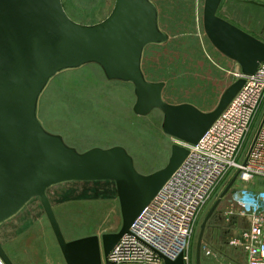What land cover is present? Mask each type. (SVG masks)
<instances>
[{
	"label": "water",
	"instance_id": "obj_1",
	"mask_svg": "<svg viewBox=\"0 0 264 264\" xmlns=\"http://www.w3.org/2000/svg\"><path fill=\"white\" fill-rule=\"evenodd\" d=\"M224 0H205L203 27L214 48L237 63L243 75H253L264 63V28L256 37L220 15ZM264 7L253 0L244 1ZM171 37L160 25L153 0H115L103 21L85 25L66 12L63 0H0V230L9 226L34 202L46 216L66 264H102L141 213L152 203L189 155L175 144L168 164L142 174L134 157L122 146L79 152L63 136L50 132L40 116L42 98L60 75L98 66L110 82L131 85L133 112L163 114L165 135L197 145L246 83H232L217 106L203 111L191 103L165 100L166 83L147 78L144 58L148 47L165 46ZM264 121V119H263ZM259 130L257 132V135ZM256 135V137H257ZM232 179L200 226L195 264H201L205 233L227 197ZM110 183L119 201V232L68 241L56 216L50 191L58 186ZM165 264H185L184 254ZM0 258L15 264L0 239Z\"/></svg>",
	"mask_w": 264,
	"mask_h": 264
},
{
	"label": "rangeland",
	"instance_id": "obj_2",
	"mask_svg": "<svg viewBox=\"0 0 264 264\" xmlns=\"http://www.w3.org/2000/svg\"><path fill=\"white\" fill-rule=\"evenodd\" d=\"M153 1L160 11V25L171 39L165 46L147 48L144 58L147 78L166 83L164 98L167 102H193L201 110L211 111L223 92L238 80L239 66L218 52L206 36L203 27L205 0ZM244 1L224 0L220 15L246 32L262 37L264 8ZM253 1L264 4V0ZM63 4L74 21L93 25L108 17L115 0H63ZM135 103L133 86L110 82L100 67L91 65L58 76L42 98L40 116L50 132L63 136L66 143L79 152L96 147H124L134 157L137 169L147 175L168 164L172 146L179 142L164 134L162 112L155 110L148 116H138L133 112ZM263 118L264 105L253 132L258 130ZM245 179L239 180L240 187L246 184ZM248 179L254 191L264 189V182L255 177ZM110 185L113 190L109 193H104L100 185L80 187L77 184L58 186L50 191L56 216L68 241L119 232L121 210L114 186ZM244 198L252 197L247 194ZM34 208L40 209L38 201L11 222L7 231L16 239L7 249L14 253L17 264H65L46 216L40 214L37 222L24 229L37 219L30 216L25 220ZM229 211L230 201L225 199L218 208L217 217L208 224L201 264L246 263L243 248L233 242L249 228V220L237 212L235 217L241 228H233L234 217L228 216ZM205 217L206 213L191 241L193 264Z\"/></svg>",
	"mask_w": 264,
	"mask_h": 264
},
{
	"label": "built area",
	"instance_id": "obj_3",
	"mask_svg": "<svg viewBox=\"0 0 264 264\" xmlns=\"http://www.w3.org/2000/svg\"><path fill=\"white\" fill-rule=\"evenodd\" d=\"M236 76L246 80L243 88L197 145L179 143L189 150L186 160L102 264H165L159 254L171 261L184 254L185 264H193L191 241L200 219L238 173L225 198L228 216L239 212L249 228L233 243L243 248L245 264H264V189L248 185L251 177L264 182V121L258 135L253 132L264 105V63L253 75L237 69Z\"/></svg>",
	"mask_w": 264,
	"mask_h": 264
},
{
	"label": "crops",
	"instance_id": "obj_4",
	"mask_svg": "<svg viewBox=\"0 0 264 264\" xmlns=\"http://www.w3.org/2000/svg\"><path fill=\"white\" fill-rule=\"evenodd\" d=\"M187 103H191V104H193V105H195V106H197L198 108H200L198 105H196L195 103H193V102H187ZM213 110V109H212ZM220 197V196H219ZM219 197H217L212 203H211V205L208 207V209L206 210V215H207V213H208V211H209V209H211V206H212V204L213 203H215L218 199H219ZM223 201H225V200H223ZM39 208H40V205H39ZM41 209V208H40ZM40 209L38 210V208H34L31 212H29V213H27V215L25 216V220L26 221H28L29 220V218H30V216H34V218H37V219H33L32 220V223H29L24 229L25 230H27L28 228H30L35 222H37L39 219H40V214L41 213H39V211H40ZM39 213V214H38ZM26 214V213H25ZM205 215V214H204ZM39 216V217H38ZM238 219L236 218V217H234V223H235V227H233V228H241L240 227V225L238 224V221H237ZM237 221V222H236ZM233 223V224H234ZM236 223H237V225H236ZM231 227H232V225H230ZM242 226V225H241ZM9 227H10V225L9 226H6L5 228H4V232H2V233H0V239L2 240V242L4 243V246H5V249H6V251H7V253H8V255L10 256V258L13 260V262L15 263V264H17L16 262H15V256L13 255L14 253L10 250H8L7 249V245L10 243V242H12V241H14L15 239H16V237H15V235H13V234H11V233H9L8 231H7V229H9ZM243 228V227H242ZM248 229V228H247ZM237 230V229H236ZM235 230V231H236ZM12 254V255H11ZM245 255V254H244ZM245 259H246V255H245ZM64 263H65V260H64ZM66 264V263H65Z\"/></svg>",
	"mask_w": 264,
	"mask_h": 264
},
{
	"label": "trees",
	"instance_id": "obj_5",
	"mask_svg": "<svg viewBox=\"0 0 264 264\" xmlns=\"http://www.w3.org/2000/svg\"><path fill=\"white\" fill-rule=\"evenodd\" d=\"M90 185H100L101 189L104 190V193H109V192H112L113 189H111V185L110 183H93V184H90ZM104 185V186H102ZM85 186H88V185H85ZM97 189H99V187H97Z\"/></svg>",
	"mask_w": 264,
	"mask_h": 264
},
{
	"label": "bare ground",
	"instance_id": "obj_6",
	"mask_svg": "<svg viewBox=\"0 0 264 264\" xmlns=\"http://www.w3.org/2000/svg\"><path fill=\"white\" fill-rule=\"evenodd\" d=\"M252 198H254V196ZM252 198L251 199H246V200H252Z\"/></svg>",
	"mask_w": 264,
	"mask_h": 264
},
{
	"label": "flooded vegetation",
	"instance_id": "obj_7",
	"mask_svg": "<svg viewBox=\"0 0 264 264\" xmlns=\"http://www.w3.org/2000/svg\"><path fill=\"white\" fill-rule=\"evenodd\" d=\"M256 6H259V5H256ZM260 7H262V6H260ZM263 8H264V7H263ZM215 217H217V215H216Z\"/></svg>",
	"mask_w": 264,
	"mask_h": 264
}]
</instances>
